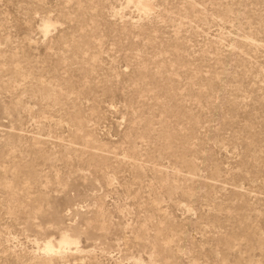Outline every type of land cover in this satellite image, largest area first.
I'll return each mask as SVG.
<instances>
[{
	"label": "rangeland",
	"instance_id": "1",
	"mask_svg": "<svg viewBox=\"0 0 264 264\" xmlns=\"http://www.w3.org/2000/svg\"><path fill=\"white\" fill-rule=\"evenodd\" d=\"M0 264H264V0H0Z\"/></svg>",
	"mask_w": 264,
	"mask_h": 264
},
{
	"label": "bare ground",
	"instance_id": "2",
	"mask_svg": "<svg viewBox=\"0 0 264 264\" xmlns=\"http://www.w3.org/2000/svg\"><path fill=\"white\" fill-rule=\"evenodd\" d=\"M137 7L140 11H142L144 13L149 12L150 9L152 8L150 3H148L147 1H138ZM70 242H71V240L67 236H63L61 238V240L58 242V250L63 251L65 249H67V246L70 244ZM44 250L47 253H53L54 252V246L52 245L51 242H48L45 244Z\"/></svg>",
	"mask_w": 264,
	"mask_h": 264
}]
</instances>
